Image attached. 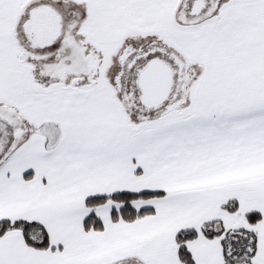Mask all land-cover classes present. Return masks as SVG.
I'll return each instance as SVG.
<instances>
[{
  "label": "snow or ice",
  "instance_id": "6c2138e0",
  "mask_svg": "<svg viewBox=\"0 0 264 264\" xmlns=\"http://www.w3.org/2000/svg\"><path fill=\"white\" fill-rule=\"evenodd\" d=\"M0 264H264V0H0Z\"/></svg>",
  "mask_w": 264,
  "mask_h": 264
}]
</instances>
